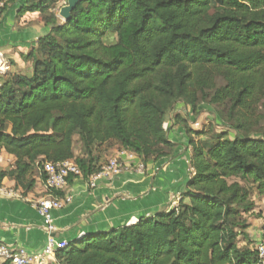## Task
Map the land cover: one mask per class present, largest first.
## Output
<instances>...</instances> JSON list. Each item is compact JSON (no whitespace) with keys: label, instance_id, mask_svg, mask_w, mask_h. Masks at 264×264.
Listing matches in <instances>:
<instances>
[{"label":"trees","instance_id":"trees-1","mask_svg":"<svg viewBox=\"0 0 264 264\" xmlns=\"http://www.w3.org/2000/svg\"><path fill=\"white\" fill-rule=\"evenodd\" d=\"M59 2L19 11L50 30L30 67L0 76V152L15 159L0 188L8 178L30 192L46 162L75 160L87 179L105 145L145 166L165 159L179 103L196 117L209 105L222 126L191 130L194 174L177 209L71 243L55 264H257L240 238L264 198V0H83L67 23Z\"/></svg>","mask_w":264,"mask_h":264},{"label":"crops","instance_id":"crops-1","mask_svg":"<svg viewBox=\"0 0 264 264\" xmlns=\"http://www.w3.org/2000/svg\"><path fill=\"white\" fill-rule=\"evenodd\" d=\"M27 1L0 0L4 4L0 10V55L9 63V70L0 73V76L30 67L31 64H26L24 57L50 30L39 14L19 15ZM196 122L201 124V130L209 124L222 126L215 110L209 105H200L196 117L191 107L179 103L168 119V138L174 145L170 156L158 162H149L144 171L136 167L141 162L138 158L131 163L134 165L131 170L115 178L101 179L94 188L88 185L86 178H74L67 189L59 193L65 203L62 209L53 211L57 228L54 237L70 244L80 243L89 237L119 231L174 210L187 192L188 183L194 174L191 143L195 134L191 130L201 131L193 128ZM205 140H208L207 136L200 138V141ZM120 149V146L110 149L109 155L101 159L100 165L106 164ZM4 154L7 153L0 152V155ZM10 160L14 164V157L10 156ZM34 178L36 186L28 193L17 189L16 183L8 178L2 184L1 188L13 190L22 198L0 195V247L5 246L13 251L24 249L30 253H40L46 247L48 234L36 203L47 194L41 172L38 171ZM256 202L255 213H261V217H247L249 228L245 231L246 238H240L241 247L250 245L255 248L261 240L264 198H256Z\"/></svg>","mask_w":264,"mask_h":264},{"label":"built area","instance_id":"built-area-1","mask_svg":"<svg viewBox=\"0 0 264 264\" xmlns=\"http://www.w3.org/2000/svg\"><path fill=\"white\" fill-rule=\"evenodd\" d=\"M2 8H4V4L0 3V10ZM8 65L9 63L0 55V73L8 71ZM201 127L199 122L193 124L195 130H201ZM138 158L135 152L121 148L118 150L116 156L101 167L98 173L87 178L88 185L94 188L101 179H111L122 175L124 171H129L134 167L131 163ZM123 159L126 161L123 162ZM136 167L139 171H144L145 169V165L142 162L138 163ZM40 172L44 178L43 181L47 195L36 203V209L44 220L45 231L48 234L46 247L40 253H30L24 249L13 251L8 247L2 246L0 247V264H52L56 260L58 251L70 247L68 241H58L54 237L57 228L54 223L53 211L63 208L65 200L59 196V193L67 189L70 178H84L83 173L75 160H67L60 163H43ZM0 195L9 198H22L17 192L6 188H0ZM255 249L258 255L257 264H264V226L261 240Z\"/></svg>","mask_w":264,"mask_h":264},{"label":"rangeland","instance_id":"rangeland-1","mask_svg":"<svg viewBox=\"0 0 264 264\" xmlns=\"http://www.w3.org/2000/svg\"><path fill=\"white\" fill-rule=\"evenodd\" d=\"M66 4H67V1L60 0V2L57 5V10L55 11L57 13V15L59 14L60 9L63 6H65ZM60 22L64 23L62 20H60ZM76 141H77V143L75 145V153L77 155V153H80V151H81V145L79 143V139L78 138H76ZM116 146H118V145H116V144L115 145H112V146L105 145V146L97 149V153H99V156H100L101 159H105V156H108L109 155V150L112 149V148H114V147H116ZM12 165H13V162H11L10 156H8L7 154H4L3 156L0 155V167L1 168H4L5 169V168H8V167H11Z\"/></svg>","mask_w":264,"mask_h":264},{"label":"water","instance_id":"water-1","mask_svg":"<svg viewBox=\"0 0 264 264\" xmlns=\"http://www.w3.org/2000/svg\"><path fill=\"white\" fill-rule=\"evenodd\" d=\"M82 1L83 0H67V4L60 9L57 17L64 23H67L72 18V12Z\"/></svg>","mask_w":264,"mask_h":264}]
</instances>
